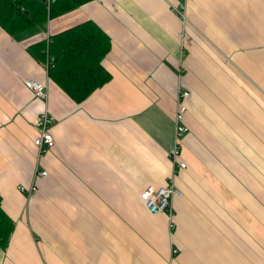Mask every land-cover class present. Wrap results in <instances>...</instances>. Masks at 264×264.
Listing matches in <instances>:
<instances>
[{"label":"crops","instance_id":"0c3cea01","mask_svg":"<svg viewBox=\"0 0 264 264\" xmlns=\"http://www.w3.org/2000/svg\"><path fill=\"white\" fill-rule=\"evenodd\" d=\"M176 3L90 0L0 27V196L14 222L0 264H264V0H187L186 21ZM85 20L110 37L111 79L77 103L29 45ZM43 110L55 145L40 152ZM168 182L181 191L172 228L139 197Z\"/></svg>","mask_w":264,"mask_h":264},{"label":"trees","instance_id":"16d2710c","mask_svg":"<svg viewBox=\"0 0 264 264\" xmlns=\"http://www.w3.org/2000/svg\"><path fill=\"white\" fill-rule=\"evenodd\" d=\"M89 1L0 0V27L13 35L45 24ZM29 48L39 60L46 59L47 55L51 58L48 76L77 103L111 79V73L102 63L111 48V40L93 20L79 22L37 40ZM13 228V220L1 207L0 196L1 248L7 247Z\"/></svg>","mask_w":264,"mask_h":264},{"label":"built area","instance_id":"2783aa9c","mask_svg":"<svg viewBox=\"0 0 264 264\" xmlns=\"http://www.w3.org/2000/svg\"><path fill=\"white\" fill-rule=\"evenodd\" d=\"M187 0H178L176 5H173V10L184 20L186 21V6ZM51 58L47 55L46 59L43 61L42 65L44 69L48 73V69L51 64ZM27 87H29L34 94V97L37 99H45L46 98V91H45V84L41 83L36 80L28 79L25 81ZM189 92L185 89H180L177 101L178 106L176 113L174 115V120L176 124V136L180 138L183 133L186 131V127L182 122L183 114H184V107L182 105V100L188 96ZM53 117L47 110L41 111V113L35 119V124L38 128V133L34 137V145L38 148L40 152H45L48 149H51L55 145V141L53 135L50 131V126L52 123ZM180 154V143L177 139V142L174 148L170 151V156L173 159V162L177 164L178 169L184 168L185 163L178 159ZM47 174L46 170H37V176H44ZM37 190L36 186L30 187V191L28 196L32 197L33 193ZM181 191L176 187L172 182H168L163 186H159L157 188L153 187H146L143 191L140 192L139 197L147 208V210L152 214H159L164 213L167 215L169 220V227L172 228L174 226L173 223V210H172V199L180 195ZM177 249H173V253H176Z\"/></svg>","mask_w":264,"mask_h":264}]
</instances>
